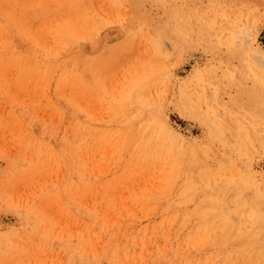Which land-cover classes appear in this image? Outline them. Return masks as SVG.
Masks as SVG:
<instances>
[{"label": "rangeland", "instance_id": "1", "mask_svg": "<svg viewBox=\"0 0 264 264\" xmlns=\"http://www.w3.org/2000/svg\"><path fill=\"white\" fill-rule=\"evenodd\" d=\"M0 264H264V0H0Z\"/></svg>", "mask_w": 264, "mask_h": 264}, {"label": "bare ground", "instance_id": "2", "mask_svg": "<svg viewBox=\"0 0 264 264\" xmlns=\"http://www.w3.org/2000/svg\"><path fill=\"white\" fill-rule=\"evenodd\" d=\"M176 222V221H175Z\"/></svg>", "mask_w": 264, "mask_h": 264}]
</instances>
